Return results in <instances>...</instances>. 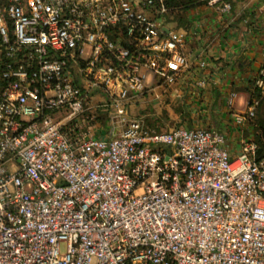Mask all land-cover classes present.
I'll return each mask as SVG.
<instances>
[{"label": "built area", "instance_id": "2783aa9c", "mask_svg": "<svg viewBox=\"0 0 264 264\" xmlns=\"http://www.w3.org/2000/svg\"><path fill=\"white\" fill-rule=\"evenodd\" d=\"M166 11L0 0V264H264V133L231 154L215 128L158 132L132 112L188 66ZM251 91L227 98L237 126L264 98V51ZM92 108L103 136L83 128Z\"/></svg>", "mask_w": 264, "mask_h": 264}, {"label": "crops", "instance_id": "0c3cea01", "mask_svg": "<svg viewBox=\"0 0 264 264\" xmlns=\"http://www.w3.org/2000/svg\"><path fill=\"white\" fill-rule=\"evenodd\" d=\"M223 3L207 0L183 12L181 20L167 21L171 28L187 35L184 53L188 66L171 89L189 97L186 103L194 102L192 107L203 108V113L213 107L216 120L193 117L192 123L194 127L211 125L223 132L228 150L236 154L242 140L254 133L250 124L233 123L227 98L235 93L234 103L241 105L250 95L248 89L251 90L264 51V0H233L228 2L229 11L222 10ZM200 81H204L203 86ZM104 134L96 130L95 135Z\"/></svg>", "mask_w": 264, "mask_h": 264}, {"label": "rangeland", "instance_id": "374dc122", "mask_svg": "<svg viewBox=\"0 0 264 264\" xmlns=\"http://www.w3.org/2000/svg\"><path fill=\"white\" fill-rule=\"evenodd\" d=\"M207 1V0H205ZM233 3V0L230 1ZM177 9V10H176ZM182 9H179V7L174 8V12L181 11ZM169 11L167 12V17L169 18ZM183 12L181 13V15ZM175 15H171V18L174 19ZM168 23V22H166ZM177 82V81H176ZM176 82L170 85L169 87L166 86H160L159 88H155L154 90H149V92L146 95L140 96L137 98V104L132 107V112H134L137 117H146L147 124L153 128L155 131L163 132L167 131L171 128L175 127H183V128H193L194 124L192 123L193 117L203 119L208 117L209 121L216 120L214 118L215 116V110L207 107V110L205 113H203V108H197L195 105L192 107V104L194 102L190 101V103H186L189 101V97L182 95L181 93H174L173 90L174 87H176ZM174 85L173 89L172 86ZM150 88V87H149ZM174 93V94H173ZM248 93L252 95V91L248 89ZM94 97H99L102 100L105 99L106 95L104 92H101L98 89H94L93 91ZM213 97H215V94H212ZM213 102V101H212ZM218 104V100L216 101ZM95 105V101H94ZM229 108V107H228ZM193 109H197V111H194ZM201 111V112H200ZM90 114L97 117L99 124H93L91 123L87 127L83 128H90L93 129V133L96 134V130H100L101 132H106V130L109 129V124L107 120L104 121V115L103 113L98 109L97 111L95 108H92L90 110ZM231 112V110L229 111ZM198 113V114H197ZM203 113V114H200ZM195 118V119H196ZM102 122V123H101ZM114 125L118 129V120H114ZM202 127L205 128H215L211 127V125H204ZM260 127V128H259ZM261 127L264 128V98L261 100V106L257 110L255 119H254V125H253V133L262 130ZM115 129V130H117ZM264 133V132H263Z\"/></svg>", "mask_w": 264, "mask_h": 264}, {"label": "trees", "instance_id": "16d2710c", "mask_svg": "<svg viewBox=\"0 0 264 264\" xmlns=\"http://www.w3.org/2000/svg\"><path fill=\"white\" fill-rule=\"evenodd\" d=\"M163 4L165 5V7L167 8V11L165 12L164 16H165V21H169L171 18V15H175V18H179V20H181L183 17L181 15L182 12H185L186 10H188L189 8L193 7L196 4H202L205 3L207 1L205 0H162ZM224 2H230L231 0H223ZM238 1V0H237ZM179 7V9H182L181 11L178 12H174V8ZM177 10V9H176ZM169 11V18L167 17V12ZM260 128V127H259ZM262 133L264 132V128L261 127Z\"/></svg>", "mask_w": 264, "mask_h": 264}]
</instances>
